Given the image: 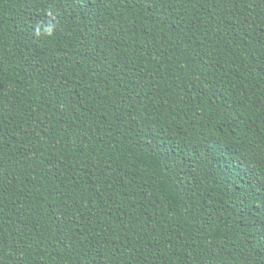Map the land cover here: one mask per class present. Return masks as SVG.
Wrapping results in <instances>:
<instances>
[{"label": "trees", "instance_id": "16d2710c", "mask_svg": "<svg viewBox=\"0 0 264 264\" xmlns=\"http://www.w3.org/2000/svg\"><path fill=\"white\" fill-rule=\"evenodd\" d=\"M0 264H264V0H0Z\"/></svg>", "mask_w": 264, "mask_h": 264}]
</instances>
